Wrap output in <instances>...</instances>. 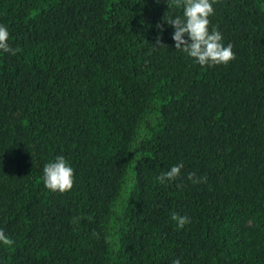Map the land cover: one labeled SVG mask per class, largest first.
I'll use <instances>...</instances> for the list:
<instances>
[{"label":"trees","instance_id":"16d2710c","mask_svg":"<svg viewBox=\"0 0 264 264\" xmlns=\"http://www.w3.org/2000/svg\"><path fill=\"white\" fill-rule=\"evenodd\" d=\"M213 7L235 58L201 67L165 0H0V264H264V0Z\"/></svg>","mask_w":264,"mask_h":264},{"label":"clouds","instance_id":"9594fccd","mask_svg":"<svg viewBox=\"0 0 264 264\" xmlns=\"http://www.w3.org/2000/svg\"><path fill=\"white\" fill-rule=\"evenodd\" d=\"M157 2L159 3V0ZM165 2L169 10L170 7L182 9L179 15H170L168 10L163 22L157 25L161 30L164 25L173 29L171 39L176 50L183 52L194 64L201 67L226 65L235 58L232 45L223 43V35L216 27L210 28L209 18L215 13L213 7L215 0H165ZM9 40L8 28L0 24V54H16ZM156 45L162 46L159 39ZM183 167L182 163L171 166L167 172H162L155 179L160 184L172 182L180 176ZM188 178L193 182H200L193 173H190ZM42 179L49 191L64 193L70 191L74 185V169L64 156H56L44 166ZM171 220L180 229L190 223L187 216L175 213L171 215ZM14 243L0 230V244L10 246ZM173 264H180V260H174Z\"/></svg>","mask_w":264,"mask_h":264}]
</instances>
